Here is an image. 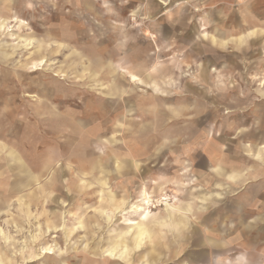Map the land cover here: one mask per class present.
Instances as JSON below:
<instances>
[{
	"label": "rangeland",
	"instance_id": "obj_1",
	"mask_svg": "<svg viewBox=\"0 0 264 264\" xmlns=\"http://www.w3.org/2000/svg\"><path fill=\"white\" fill-rule=\"evenodd\" d=\"M263 25L264 0H0V232L12 237L0 236V255L114 264L85 247L102 239L103 251L128 231L125 213L108 212L95 234L83 229L92 211L108 210L97 184L107 155L172 147L144 162L156 165L152 200L167 199L148 217L161 242L146 239L129 260L190 264L204 241L226 248L227 264H264ZM208 34L229 44L217 48ZM234 169H244L237 187ZM107 177L108 191L132 194L128 206L142 201L139 177L127 187ZM181 213L195 230L184 239L171 232ZM46 247L55 254L39 258Z\"/></svg>",
	"mask_w": 264,
	"mask_h": 264
},
{
	"label": "bare ground",
	"instance_id": "obj_2",
	"mask_svg": "<svg viewBox=\"0 0 264 264\" xmlns=\"http://www.w3.org/2000/svg\"><path fill=\"white\" fill-rule=\"evenodd\" d=\"M264 26V25H263ZM257 27V26H256ZM260 28V27H259ZM218 37V36H217ZM221 38V37H220ZM214 43H218L217 39H214ZM237 48V47H236ZM108 51V50H107ZM110 53V52H109ZM263 54V53H262ZM263 59V58H262ZM261 59V60H262ZM29 61V60H28ZM27 62V61H26ZM264 62V61H263ZM44 63V61L42 62ZM33 67V66H32ZM132 71V70H131ZM153 71V70H152ZM156 72V71H155ZM127 78H130L132 82H138L140 81V79L137 76H134V72L133 74H131L128 71H125ZM31 74V73H30ZM203 74V73H202ZM120 76V75H119ZM160 76V75H159ZM155 77V75L153 76ZM116 78V77H115ZM160 78V77H159ZM211 79V78H210ZM205 81V80H204ZM119 83V82H118ZM121 83V82H120ZM256 83V82H255ZM119 85V84H118ZM133 86V85H132ZM114 89V88H113ZM234 89V88H233ZM134 90V88H133ZM213 90V89H212ZM114 91V90H113ZM129 92V91H128ZM225 96V95H224ZM187 97V96H186ZM121 98V97H120ZM118 99V98H117ZM142 99V98H141ZM152 99V98H151ZM182 99V98H181ZM143 100V99H142ZM69 101V100H68ZM153 101V100H152ZM161 104V103H160ZM181 105V104H180ZM228 111V110H227ZM96 115V113L94 114ZM155 115V114H154ZM38 116V115H37ZM161 116V115H160ZM40 118V117H39ZM163 118V117H162ZM175 122V121H174ZM178 122V121H177ZM156 123V122H155ZM172 124V123H171ZM176 124V123H174ZM173 124V125H174ZM161 125V124H160ZM209 135V134H208ZM98 136V135H97ZM205 136V135H204ZM168 138V137H167ZM172 139V138H171ZM201 141V140H200ZM207 141V140H206ZM261 140L258 139L256 141L260 142ZM194 144V143H193ZM208 147V146H207ZM261 149H264V147H262ZM214 150V148H213ZM212 150V151H213ZM114 153V151H113ZM128 154V152H126ZM125 153V154H126ZM141 151H136V154H141ZM219 153V152H218ZM221 154V153H220ZM253 154V153H252ZM117 155V154H116ZM129 155V154H128ZM118 156V155H117ZM86 157V156H84ZM127 157V156H126ZM135 158V156H133ZM111 158L110 156L107 158L109 161ZM51 159V158H50ZM116 162L118 163L117 165H115V167L111 169H109L107 172V174L111 177V176H119L121 174H126V173H131L130 171L134 170L137 175L139 173V170L137 169L135 164H126V163H120L119 162V158H116ZM123 160V159H122ZM108 161V162H109ZM113 161V160H111ZM124 161V160H123ZM130 161V160H129ZM109 165V164H108ZM256 166V165H255ZM194 170V169H193ZM244 170V169H243ZM255 170V169H254ZM262 172V171H261ZM93 170H89L88 171V175L92 174ZM140 173H142V171H140ZM130 177V176H129ZM135 177V176H134ZM188 177V176H187ZM246 177V176H245ZM162 178V177H161ZM172 178V177H171ZM219 179V178H218ZM177 180V179H176ZM175 180V181H176ZM208 180V179H207ZM142 181L146 182L145 179H142ZM153 181V180H152ZM208 182V181H207ZM229 182V181H228ZM248 182V181H247ZM251 182V181H250ZM163 183V182H162ZM86 184V183H85ZM90 187H92V183H89ZM145 184V183H144ZM126 185V184H125ZM163 188V187H162ZM193 188V187H192ZM155 189V188H154ZM191 189V188H190ZM210 192V191H209ZM99 193H107L106 188L103 187L101 188V190H99ZM187 193V192H186ZM119 193H117L116 191H110L109 193H107L106 196L102 195L100 196L101 198V203H103L105 200L108 201V210H97V208L92 211V213H90V217H89V221H93V225L90 224L91 226L88 227V229H86V224L83 223V229L86 230V233H88L89 228L91 229V231L93 232L94 230H96V232L99 231V229L102 227L103 223H109L111 221V217L109 215H107L108 212H114V210L119 211L120 213H125L123 216V222L122 225L123 226H130V229L128 231H126L122 236L120 237H113L112 239H110L109 241V245L107 246L106 249H104L103 251H101V244L103 243L102 239H100L93 248L90 247H85V250L88 249L89 251L91 250L92 253L96 258L94 259H98V257H106V258H110L111 260H114L115 262H120V264H126L128 262H130V264H134L133 261L129 260L130 257H132L133 253H135L136 251H139V249L142 247L144 241L148 238L152 239L154 242H159V240L161 239V237L159 235L153 234L151 232L153 226L150 224H153V221H148V217H149V213L151 212L152 209H156L160 206V204L165 201L167 202V199H163L160 198V200H152L151 194L149 192V189L147 188L146 185H144L141 188L140 194L142 197V201L141 204H138L139 202L133 203L131 206H128L129 202L127 201L129 199V196L127 194H123L122 196L118 195ZM188 196V194H187ZM166 197V196H165ZM167 198V197H166ZM196 198V197H195ZM244 198H246L244 196ZM192 200V199H191ZM258 203V202H257ZM158 204V205H157ZM186 204V203H185ZM213 204V203H212ZM130 205V204H129ZM163 205V204H162ZM167 206H169V203L166 204ZM126 207H128L126 209ZM211 207V206H210ZM115 208V209H114ZM174 208V205H173ZM172 208V209H173ZM176 210V209H175ZM125 211V212H124ZM169 212V211H168ZM133 214L135 216H137L142 223H138L135 224V222L132 221V219L128 218L127 215ZM182 214V213H181ZM204 215V214H203ZM196 217V216H195ZM203 217V216H202ZM199 220V219H198ZM201 221V220H200ZM102 222V223H101ZM161 222H163L162 220L159 221L158 223L160 224ZM243 222V221H242ZM249 227V226H247ZM173 230V232L176 234V236H182V237H187L188 233H189V227L187 226L186 222L184 221L183 218H180V220L176 223H174L173 228L171 229ZM49 233V232H47ZM46 233V234H47ZM204 233V232H203ZM43 234V233H42ZM45 234V235H46ZM0 236L5 240V242L11 241L12 237L10 233H3L0 232ZM33 240L37 241L39 239V236H31ZM66 237V236H65ZM206 237V236H205ZM248 237V236H247ZM130 238V239H129ZM211 240V239H210ZM15 241V240H14ZM212 241V240H211ZM214 241V240H213ZM217 241V240H216ZM223 242V241H222ZM242 246V245H241ZM90 248V249H89ZM244 248V247H243ZM144 252V251H143ZM170 255L171 257L173 254V251L170 250ZM18 254V253H17ZM55 252L51 247H46V248H42L40 254H39V258L44 256L46 257V255H54ZM213 255H215L216 253L213 251L212 252ZM159 253L157 254H151V256H148L149 260H158L159 257ZM233 255V254H232ZM18 256V255H16ZM14 256V257H16ZM191 256H193L191 258L192 264H209V261L211 259V252L210 250L207 248V246H205V244L201 245L198 249H196L195 251H193L191 253ZM1 259H3V261H10L7 254H1L0 255ZM141 257V255H140ZM37 258V255H33L30 256L28 258H25V262L30 260H34ZM36 259V260H40V259ZM205 259V260H203ZM164 260V259H163ZM232 260V259H231ZM235 260V259H234ZM29 261V262H30ZM201 261H203L201 263ZM114 262V264H116ZM170 263L172 262L173 264H175V258L170 259L169 261ZM13 264L12 261L10 262H6V264ZM31 263V262H30ZM15 264H19L16 263ZM144 264H152L150 262H144ZM179 264V263H178ZM234 264V263H233Z\"/></svg>",
	"mask_w": 264,
	"mask_h": 264
},
{
	"label": "crops",
	"instance_id": "obj_3",
	"mask_svg": "<svg viewBox=\"0 0 264 264\" xmlns=\"http://www.w3.org/2000/svg\"><path fill=\"white\" fill-rule=\"evenodd\" d=\"M261 32H262V34H264V30H261ZM253 33H256L255 31L253 32ZM207 39L209 40V42L212 44V45H214V46H216L217 48H224L226 45H228L229 44V39L228 38H224L223 36L220 38L219 36L217 37V35H212V36H210V34H208L207 35ZM214 39H217L218 40V43H214ZM228 39V40H227ZM240 42V41H239ZM258 137V136H257ZM258 139H260L259 137L258 138H256V141L258 140ZM258 143V142H257ZM171 148V149H170ZM169 148V150H168V152H163L162 151V149H157V150H155V152H152V154H150V156L149 155H147V151L145 150V149H142V148H138V149H134V150H132L131 152H129L128 154L129 155H127V157H126V159L125 158H122V157H119V155H121L122 153L121 152H114V154H110V155H107L108 157L110 156L111 158H109L110 159V161L111 160H113V161H111L110 162V166H112L113 168L115 167V165H117L118 163L116 162V158H119L118 160H119V162L120 163H126V164H135L136 165V167H137V169L139 170V173H138V175H137V173L134 171V170H132V171H130L131 173H126V174H121V175H119V176H111V181H112V184L114 185V187H116V185H117V182H118V180H124L123 181V186L124 187H127V186H129L130 185V183L131 184H134L135 183V181H134V179L135 178H137V177H139V180L141 181V184H140V186H139V190H138V192L137 193H139L140 194V191H141V188L144 186V185H146L147 186V188L149 189V191H150V185H149V183L150 182H152V180H153V178H151V176H152V173H153V171H152V169L151 168H153V167H156V165H153V166H151L150 168H148L147 167V164H144V162H147V161H153V162H158V161H160L161 160V158L162 157H164V155H166L167 153H172L174 150H172V147H170ZM142 150V153L141 154H136V151H141ZM115 153L118 155H115ZM261 153V152H260ZM147 155V157H145ZM133 156H135V158L133 157ZM144 157H145V159H144ZM155 158L154 160L153 159H151V158ZM124 161H123V160ZM102 160H104V159H102ZM130 160V161H129ZM109 161V160H108ZM113 163H114V165H113ZM112 167H110V169L112 168ZM109 169H103V177H105V179H104V183L105 184H101V183H99V182H97V184H99V187H100V189L101 188H103V187H108V184H107V182H108V180H109V178L107 177V176H109L107 173V171H108ZM239 170V171H238ZM234 169L233 171H232V173H230L229 174V176H228V178H229V180H231L232 181V186L233 187H237V185L239 184V181L243 178V175H244V170H241V169ZM241 170V171H240ZM140 171H142V173H140ZM239 172H241L242 174H239ZM88 173V172H87ZM87 173H85V176H87L88 174ZM91 175V174H90ZM130 176V177H129ZM135 176V177H134ZM248 176H250L249 178L251 179V178H253V179H251V180H253V182H257L258 181V178H257V176L258 175H255V174H249ZM142 179H145L146 180V182H144V181H142ZM148 179V180H147ZM239 180V181H238ZM244 181V180H243ZM242 181V182H243ZM145 183V184H144ZM92 184H94V183H92ZM126 184V185H125ZM92 187H93V185H92ZM92 187H88V188H92ZM118 187H120V186H118ZM120 188H123V187H120ZM263 189H264V185H263V187H262ZM106 191H107V193H109L110 191H108V188H106ZM111 191H116L117 193H119L118 195L119 196H122L123 194H127L130 198L132 197L131 195V193L129 192V191H127V190H121V189H118V191L117 190H111ZM154 191H158L157 190V188H155L154 189ZM161 191H162V189H161V187H160V189H159V193H161ZM107 193H100V196H102V195H104V196H106L107 195ZM99 196V197H100ZM129 198V199H130ZM101 201V198H100V200H99V203L100 204H103V203H105V204H107V206H108V201L107 200H105L103 203H101L100 202ZM237 205V207H238V209H240V211L243 209V205H240V203H238V204H236ZM106 206V207H107ZM183 216H179V217H177L175 220H176V222H178L179 220H180V218H183L184 219V221L186 222V224H187V226L189 227V233L187 234L188 236L187 237H182V236H176V234L173 232V230H171V232H173V234L175 235V237H177V238H179V239H181V238H188V237H190L192 234H194V232H195V230H193V228L190 226V223H189V221L186 219L187 217H185L184 216V214H182ZM90 217V216H89ZM259 219H261L262 221L264 220V217L262 216V217H258ZM175 222V223H176ZM92 225H93V223H91ZM151 225V224H150ZM173 225H174V223H173ZM90 227V226H89ZM247 226H245V228H246ZM173 228V227H172ZM171 228V229H172ZM154 230V228H152V231ZM89 231L90 232H92L91 231V229L89 228ZM95 232H96V230H94L92 233L93 234H95ZM156 234V233H155ZM156 235H158V234H156ZM160 236V235H159ZM161 237V236H160ZM162 238V237H161ZM159 242H161V239L159 240ZM203 244H205V246H207V248H211V245H209L208 243H206V242H202V243H195V245L192 247L193 248V251H195L196 249H198L201 245H203ZM212 247L214 248V249H211L210 250V252H211V259H210V261H209V264H212V259L214 260V262H215V264H227L226 262H225V259L228 257V255H224L225 254V249L226 248H222L221 249V247L219 246V245H217V244H214V245H212ZM191 248V249H192ZM172 251H174L173 249H171ZM192 251V252H193ZM215 252L216 254L215 255H213L212 254V252ZM222 251L224 252V253H222ZM172 256H174L175 257V254H174V252H173V254H172ZM193 256H191L190 258H192ZM190 264H192V261H191V259H190Z\"/></svg>",
	"mask_w": 264,
	"mask_h": 264
}]
</instances>
